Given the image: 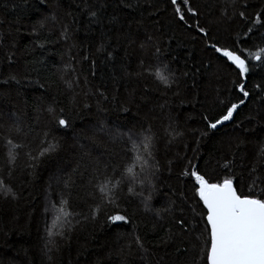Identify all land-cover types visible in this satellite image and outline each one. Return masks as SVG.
I'll use <instances>...</instances> for the list:
<instances>
[{
    "label": "trees",
    "instance_id": "trees-1",
    "mask_svg": "<svg viewBox=\"0 0 264 264\" xmlns=\"http://www.w3.org/2000/svg\"><path fill=\"white\" fill-rule=\"evenodd\" d=\"M124 2L130 7L122 0H0V264H207L203 206L181 175L185 165L264 195V92L255 87L264 88V63L247 61L250 96L232 120L210 130L205 115L218 119L244 99L234 90L237 72L194 27L173 19L167 0ZM190 2L210 42L238 52L264 48V27L241 21L230 0ZM243 5L251 18L264 0H237ZM158 38L159 66L175 78L167 87L137 74L142 57L156 66ZM113 50L109 62L105 53ZM58 115L69 127H59ZM130 134L151 138L140 161L129 151ZM105 181L112 204L101 200ZM61 201L68 215L59 227ZM118 212L130 222L108 220ZM177 216L194 230L164 243Z\"/></svg>",
    "mask_w": 264,
    "mask_h": 264
},
{
    "label": "snow or ice",
    "instance_id": "snow-or-ice-1",
    "mask_svg": "<svg viewBox=\"0 0 264 264\" xmlns=\"http://www.w3.org/2000/svg\"><path fill=\"white\" fill-rule=\"evenodd\" d=\"M43 2V0H41ZM170 10L173 14V19L178 20L182 26L192 29L195 28V32L199 33L201 38L205 40L206 47L214 50L215 54L223 58L225 66H232L233 70L237 72L238 79L233 81L234 90L240 93L244 99L239 100V103H231L227 107L226 112L218 119L213 120L211 117L205 115L203 117L206 127L210 130H216L218 126L223 125L226 121L233 119V114L237 111L240 105L245 104V101L250 96V92L247 90L246 81L247 74L250 71L247 61L249 59L260 61L264 63V48H258L256 52L240 48L239 52L235 48L221 47L209 41V31L200 26L198 19V11L191 5L190 0H167ZM237 0H230L229 7L232 8L233 13L239 16L241 21H247L250 25H260L264 27V9L257 11L253 17L246 16L247 5L242 7H236ZM123 7H130L122 0ZM227 9L222 10V15ZM92 17H96V12L90 13ZM191 18H197L194 21ZM231 19V17H228ZM248 32H253V27H248ZM161 39L158 38L155 44L156 66H153L152 59L150 57H142L139 63L138 75L154 76L156 80L164 84L166 87L175 82V78L172 75H165L164 72L167 69V65L162 69L159 66V53L161 52ZM167 39H171L168 37ZM153 40L152 36H148L146 41L140 42L141 49H145ZM131 42V41H129ZM98 52H105V46L102 44L97 49ZM107 61L111 62L116 57L113 51H106L105 53ZM85 60L88 56L83 57ZM103 62V61H102ZM95 61H93V64ZM95 69L93 68V72ZM199 69H197V72ZM185 76H188V72H184ZM15 80V76L10 77ZM19 83V81H16ZM256 88L264 92V88L260 85H256ZM264 99V98H262ZM223 103V101H221ZM87 106V105H85ZM127 111V109H124ZM52 112V109H49ZM55 122L60 128L69 127V121L63 116H54ZM205 135L207 133H204ZM150 137H144L141 140H137L131 134L129 135V141L131 142V148L129 151L133 152V161H140L142 158L139 154L141 147L145 153H150L151 143ZM7 143L11 147H18L14 145L12 140H8ZM49 149L44 151H49ZM195 151V149H194ZM264 153V149H261ZM43 154V152L41 153ZM14 154L9 151V160H14ZM146 165V162L141 165V171ZM228 167L227 163L223 165ZM131 172V166L127 169ZM184 177H190V181L195 191V196L198 197V203L202 204L203 210L200 215L204 223V241L203 246L200 248L202 257H206L207 264H264V195H253L252 188L246 194L242 190H237L234 187L233 177L225 176L222 180L207 178L201 173L196 164H192L191 161L185 165L184 170L181 173ZM121 181H117L120 183ZM115 187V185H113ZM0 188H3V182L0 181ZM99 192L101 194V200L106 201L109 204L114 203L111 189L109 188V182L105 181L98 185ZM8 191V190H6ZM131 191V189H129ZM65 201H61V207L56 214V221H60L59 227H62V217L68 215L64 209ZM108 220L112 223L123 222L128 224L129 219L119 212L108 216ZM174 224L176 226L174 232H171L168 240L163 241L167 243L175 236L187 234L194 229L188 227V221L181 216L174 218ZM57 225L54 223L53 225ZM49 236L53 235V228L47 229ZM199 239V237H197ZM134 243L136 248L140 251H146L144 248V241L141 237L135 236Z\"/></svg>",
    "mask_w": 264,
    "mask_h": 264
}]
</instances>
